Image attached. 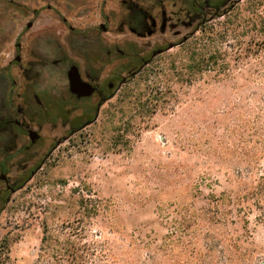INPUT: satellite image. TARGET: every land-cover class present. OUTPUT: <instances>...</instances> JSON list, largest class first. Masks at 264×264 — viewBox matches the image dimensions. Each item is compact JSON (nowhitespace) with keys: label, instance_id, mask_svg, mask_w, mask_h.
I'll list each match as a JSON object with an SVG mask.
<instances>
[{"label":"rangeland","instance_id":"374dc122","mask_svg":"<svg viewBox=\"0 0 264 264\" xmlns=\"http://www.w3.org/2000/svg\"><path fill=\"white\" fill-rule=\"evenodd\" d=\"M123 1L0 0V119L12 99L27 107L25 121L42 124L29 150L20 135L11 153L9 184L27 179L0 209V264H40L44 230L61 237L69 222L107 264L131 256L135 245L144 255L162 239L171 240L172 259L195 264L176 237L185 226L199 236L203 210L232 220L227 229L242 234L238 245L264 248L259 210L250 207L242 222L232 206L237 172L254 181L264 173L250 134L264 125V0H217L224 14L207 7L202 21L190 18L192 0H138L158 24L143 36L126 24ZM98 47L105 82L112 71L125 80L81 127L80 111H65L73 102L66 70L98 56ZM138 57L150 59L143 65ZM34 94L64 108L38 111ZM8 138L0 133V157ZM252 261L259 264V254Z\"/></svg>","mask_w":264,"mask_h":264},{"label":"trees","instance_id":"16d2710c","mask_svg":"<svg viewBox=\"0 0 264 264\" xmlns=\"http://www.w3.org/2000/svg\"><path fill=\"white\" fill-rule=\"evenodd\" d=\"M135 1L136 0H134V2ZM211 1H213V3ZM216 1L217 0H203L200 4L202 7L201 9L197 0H192L189 9L187 8L189 11H193V15L190 16V18L193 20L200 19L202 21L205 18V9L207 7L213 9L215 16L218 17L223 15L224 12L218 10L224 4L216 3ZM130 7L136 10V13L140 11V9H146L136 4L128 5V9ZM196 13H200L199 16H195ZM141 14L142 13H137V15ZM250 131L252 138L257 137L252 147L254 149H261L264 153V125L253 128ZM242 159L246 166L252 163L251 154ZM26 179L20 184L15 185V188L20 187ZM235 181H237V186L234 191V203L232 206L236 205L234 206L237 212L235 213L236 217L238 216L239 220L243 222L242 214L248 212L250 207L253 206L259 210L258 219L264 227V173L258 180L254 181L247 172H237ZM80 201H82V199ZM1 207L2 206H0V209ZM205 211L206 210H203V213L197 216L198 219L202 218L206 221V224L204 223L202 225L203 229L199 230V236L193 231H190L188 226V228L185 226L176 237L178 238L177 242L181 253L184 252L181 247L187 249L191 261L195 264H252L253 256L259 254V264H264V248L256 251L238 245L237 241H241L242 234L231 235L227 229L226 223L229 222L233 224L232 220L222 221L218 218H214V216H209ZM213 227L217 228L215 229ZM219 227H222L223 231H221ZM79 229L80 226L77 223L69 222L63 225L60 232L61 237L58 235L54 237L48 236L45 234L46 230H44L38 256L40 264H107L105 262L108 257L105 255L101 258L98 257L97 260L95 259L94 253L90 250L91 246L87 245L86 242H82L79 238ZM232 232H235V230ZM182 237L185 239L181 240ZM197 239L200 240L199 243ZM148 242L149 241H146V243ZM169 242H171L170 239L163 243L162 239L160 244L145 249L144 255H141V251H144L142 246H131L134 251L133 254L131 256L125 254L123 258L118 259L117 264H189L185 261L180 262V260H177L174 256V259H172V255L167 248Z\"/></svg>","mask_w":264,"mask_h":264},{"label":"flooded vegetation","instance_id":"af4514ba","mask_svg":"<svg viewBox=\"0 0 264 264\" xmlns=\"http://www.w3.org/2000/svg\"><path fill=\"white\" fill-rule=\"evenodd\" d=\"M196 1V0H195ZM123 2L126 3V12H127V19H125L126 24L129 25V29L131 32L138 36L143 35H149L154 32V30L157 29L158 24L156 21V18L152 14V10L150 9H140V11H137V13H142L141 15H137L136 10L132 9L131 7L128 9V5H140L139 2L134 0H124ZM135 3V4H134ZM199 7L202 9L201 5L199 4ZM200 9V10H201ZM200 13H196L195 16H199ZM161 24H160V30H164L165 26L167 24V20L165 19V14L162 13L161 15ZM19 44V45H18ZM99 53L98 56H94L93 58L89 59L87 62L83 64V66L77 65L75 63H70L68 68L72 65H75L78 69V72L80 74V77L83 81L89 83L93 88V92L91 95L88 96H78L75 93H71L69 91V96L73 100V102L70 105H67V108H65L66 112H71L78 110L80 111L81 115L84 116L83 119H85L86 122H83L84 125L89 124L92 120L90 115L88 113H92L93 117L92 119L97 115L98 110L101 106V104L106 101L108 98H110L113 95V91L116 88V85H118L117 81L119 83L124 82L125 78L121 76V73L118 71H112L109 75H106L107 78L110 80L108 82H105V77L102 75L103 71L105 70L106 62L100 58V51L104 52L105 48L98 47ZM20 50V43H15V57L19 55L17 52ZM157 50L163 51L162 48H159ZM156 50V51H157ZM154 52V51H153ZM20 56V55H19ZM152 52L150 58H152ZM150 58H144V57H138V61L141 64H146ZM21 59V57H20ZM19 60H15V62L19 63ZM12 62V61H11ZM68 70V69H67ZM66 70V72H67ZM67 77V76H66ZM15 80H13L11 85H15ZM68 85V80H67ZM9 96V94H8ZM34 108H36L38 111L41 112H48L54 108L56 109H63V105H54L50 103H45L43 99H41L39 96L34 94ZM97 99V102L93 104L91 100L93 98ZM8 112L9 116L6 118L0 119V133L6 132L9 135L8 140H6L3 145H6L4 147V152L2 156L0 157V182H2L4 185L3 187H0V206H2L7 198L9 197L10 192L12 191V186L9 184L8 177L11 175V170L13 167L16 166L15 161H13V156L11 153L15 151L17 148L16 143L18 142V138L20 135H25L28 138V142H25L23 146V149L25 151L29 150L37 140L40 139V131L42 130V124L34 123V119H31L33 117H30V121H25L24 118L27 116V111L25 110L27 107L22 106L21 103H17L13 106V100H8ZM88 115V116H87ZM29 123L35 124V127L29 126ZM28 130H35L37 134V138L34 143H31ZM35 135V134H33ZM38 169L35 168L31 171V175ZM14 190V189H13Z\"/></svg>","mask_w":264,"mask_h":264},{"label":"water","instance_id":"95a60500","mask_svg":"<svg viewBox=\"0 0 264 264\" xmlns=\"http://www.w3.org/2000/svg\"><path fill=\"white\" fill-rule=\"evenodd\" d=\"M32 25V22L26 23V28H29ZM102 30H104V26L100 25ZM19 45V44H18ZM172 45L169 44L168 47ZM161 50H157L152 52V56L156 55L157 53H160ZM20 56L17 55L15 57V60H19ZM67 80H68V89L71 93H75L78 96H88L91 95L94 88L87 82L83 81L80 77V74L78 72V69L75 65H72L68 68L66 72ZM96 117V116H95ZM94 117V118H95ZM35 134V135H33ZM28 135L30 138L31 143H34L36 138L38 137L35 130H28ZM13 191V189H12Z\"/></svg>","mask_w":264,"mask_h":264}]
</instances>
